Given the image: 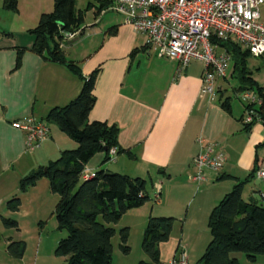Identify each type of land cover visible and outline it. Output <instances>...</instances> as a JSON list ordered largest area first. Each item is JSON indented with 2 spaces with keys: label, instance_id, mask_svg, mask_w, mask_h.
I'll use <instances>...</instances> for the list:
<instances>
[{
  "label": "crops",
  "instance_id": "1",
  "mask_svg": "<svg viewBox=\"0 0 264 264\" xmlns=\"http://www.w3.org/2000/svg\"><path fill=\"white\" fill-rule=\"evenodd\" d=\"M24 1L26 5L17 0L18 10L14 13L21 14L22 7L25 11L24 19L19 20L20 29L16 32L0 29V170L3 173L28 152L23 131L13 128L10 122L23 116L42 120L50 108L68 103L81 87L80 80L63 64L44 60L29 50L33 36L28 30L34 27L32 24H36L42 12L52 7L49 0ZM95 2L94 17L99 20L91 29H95L99 39L94 43L89 39L81 48L79 40L64 39L61 43L64 55L85 76L97 69L95 102L88 120L117 125V142L123 151L115 156L114 164L122 163L121 155L131 156L130 160L148 175L157 191L150 214L176 219L168 240L158 246L161 264H167L179 249L186 251L189 261L191 237L196 238L197 232L203 229L211 208L235 182L246 178L254 163L264 169V144L256 148L264 141V126L255 121L248 131L243 130L242 100V111L236 116L229 99L230 113H227L220 106L222 96L214 95L209 100L201 94V62L192 60L180 68L177 61L145 46L143 35L125 23L121 14L104 20L109 10L102 9L96 15L99 1ZM12 17L10 24L16 19ZM260 19L264 22V2ZM83 30L84 25L76 33ZM17 47L25 49L20 65L15 67ZM246 67L264 91V60L249 55ZM231 73L232 60L222 79L227 81L228 76H235ZM216 87L222 90L219 85ZM198 140L217 143L226 160L220 170L206 173L205 180L196 184L191 176L195 172L193 157L200 150ZM52 142L56 147L49 128L48 138L40 147H45L43 154L47 156L38 167L52 160L48 155ZM56 150L61 151L59 147ZM103 158V152L95 153L84 169L95 173L104 163ZM150 172L154 173L153 178ZM261 192H264V178H257L254 173L243 185L242 198L262 203ZM129 253L130 250L122 253L118 243L116 247L112 245L110 264H137L143 259L138 256L127 263Z\"/></svg>",
  "mask_w": 264,
  "mask_h": 264
},
{
  "label": "trees",
  "instance_id": "2",
  "mask_svg": "<svg viewBox=\"0 0 264 264\" xmlns=\"http://www.w3.org/2000/svg\"><path fill=\"white\" fill-rule=\"evenodd\" d=\"M98 1L96 15L112 0ZM0 4L6 11L15 13L18 10L17 0H0ZM93 6L94 3L89 1L83 9H76L75 0H52V9L42 12L36 25L28 30L33 36L30 51L44 60L63 64L81 82L74 98L63 106L50 108L42 119L55 124L76 143V147L62 150L56 159L31 170L21 181V189L25 190L26 186L33 185L44 176L50 190L59 196L55 205L57 227L67 232L54 250L56 256L65 258L60 264H110L115 229L106 224L116 223L123 213L142 206L148 199L145 180L140 177L100 170L92 177L81 178L85 164L95 153L103 152V162H106L110 159V148L115 147L116 153L123 151L117 142V125L88 120V113L95 102L93 89L97 69L83 75L75 62L66 59L61 45L66 35H74L81 30L85 11ZM210 41L230 54L231 74L238 82L235 91H253L261 99L258 106H252L254 118L251 123H243L241 116L242 129L248 131L256 118L264 126V91L246 67L249 51L233 40L211 37ZM24 49L16 48L15 67L20 65ZM220 106L230 113L228 98L221 100ZM244 108H248L245 103ZM263 144L264 141L256 148ZM255 164L246 178L235 182L209 211L207 227L211 238L195 264H237L236 257L232 256L235 252H242L248 261H255L264 254V202L245 201L241 195L243 185L257 170ZM12 200L15 205L8 201V207L17 209L19 200ZM3 222L16 226L12 220L3 219ZM173 223L174 218L170 216H148L140 244L148 260H139L137 264H161L158 246L168 240ZM118 234V248L127 254L130 250L128 228H121ZM7 249L13 257H21L24 243L12 241Z\"/></svg>",
  "mask_w": 264,
  "mask_h": 264
},
{
  "label": "built area",
  "instance_id": "3",
  "mask_svg": "<svg viewBox=\"0 0 264 264\" xmlns=\"http://www.w3.org/2000/svg\"><path fill=\"white\" fill-rule=\"evenodd\" d=\"M264 0H112L107 10L123 16L125 23L141 33L144 44L159 55L177 61L180 68L190 61L203 64L201 94L214 98L215 82L226 77L231 60L230 54L213 44L217 40H233L244 46L254 57L264 60V22L260 19V7ZM68 34L66 37H71ZM239 96L248 108H244L242 121L251 123L252 106L261 99L253 91ZM256 121H259L256 118ZM10 125L24 133L26 149H33L48 138L49 128L38 119L23 116L12 120ZM200 150L193 157L195 168L191 179L196 183L205 180L206 173L217 172L226 160L225 154L215 142L198 140ZM116 148L109 149L110 158ZM257 178H264V169L258 167ZM94 172L82 170L81 177L89 178ZM264 201V192L260 193ZM167 264H188L184 249H179Z\"/></svg>",
  "mask_w": 264,
  "mask_h": 264
},
{
  "label": "rangeland",
  "instance_id": "4",
  "mask_svg": "<svg viewBox=\"0 0 264 264\" xmlns=\"http://www.w3.org/2000/svg\"><path fill=\"white\" fill-rule=\"evenodd\" d=\"M89 1H93L96 4L95 0H75V8L83 9ZM20 3L21 5L27 4L24 0H20ZM49 4H51L52 7V0H49ZM21 12L22 13L19 15L7 12L2 9L0 4V29H12L14 32H16L18 28L20 29L19 20L24 19L25 16L23 7ZM117 15L118 14L114 11L109 10L104 20L107 16ZM11 16L16 19L10 24ZM98 20L99 19L95 20L94 8L88 9L84 14V30L82 33H76L64 39L66 41L79 40V48L84 46L89 39H92L94 43L95 40L99 38L95 36V29L91 28L95 27L96 21ZM32 25L35 26L36 24ZM15 35L18 36L17 34ZM237 83V78L235 76H228L227 81H224L222 78L217 79L214 91V95H217V97L222 96L223 99H229L233 114L236 116L242 111V102L239 92H236L233 88L237 86ZM216 85H219L222 90L218 91ZM221 92L223 93L221 94ZM43 122L50 128L52 136L57 142L56 147L53 142L51 143V148L48 152L49 159H56L62 150L76 147V143L60 131L55 124ZM43 142L44 140L38 146L29 149L9 171L3 173L0 170V264H60L64 262V257L56 256L54 253L58 241L67 234L66 230L58 229L57 227L55 205L58 201V194L50 190L48 179L44 176L40 177L33 185L26 186L25 190L21 189L22 179L29 175L28 173L31 170L36 169L38 165H40V161L44 159V156H47V153L46 155L45 153L43 154L45 147L40 148ZM57 147L61 150L60 152L56 150ZM258 153L260 155V151H258ZM117 155L118 153H115L113 157L102 164L103 168L100 166L96 171L107 170L111 173L124 174L131 177L139 176L145 180V193L148 199L142 206L123 213L116 223L106 224L115 229V234L111 242L112 245L116 247L119 242V230L123 227H127L129 231L127 244L130 248L129 257L126 259L127 263L130 260L132 262L136 257L138 259V256H143V260H148L140 244L148 216L160 217L150 214V207L154 204V192L156 190L152 187L148 175L140 171L141 169L136 165L135 161L130 160L131 156L127 157L126 155H121L123 160L122 163L119 165L114 164V159ZM263 155L262 157H264ZM153 174V172H150L151 178H153ZM193 190L194 188L192 191ZM14 198L19 200L17 209L9 208L7 205L8 201H10V204L15 205V201L12 200ZM3 219L15 221L16 226L6 225ZM98 220L101 221V218L98 217ZM202 228L200 232H197L196 238L193 235L191 237L193 243L190 253L188 254L189 264H195L197 262L211 238L207 227V220ZM192 233L195 235L196 232ZM12 241H21L24 243V251L21 257H13L9 254L7 247ZM232 256L236 257L237 264H264L263 254L259 255L255 261H248L242 252L232 253Z\"/></svg>",
  "mask_w": 264,
  "mask_h": 264
},
{
  "label": "water",
  "instance_id": "5",
  "mask_svg": "<svg viewBox=\"0 0 264 264\" xmlns=\"http://www.w3.org/2000/svg\"><path fill=\"white\" fill-rule=\"evenodd\" d=\"M255 184H257L258 183V180H255V182H254Z\"/></svg>",
  "mask_w": 264,
  "mask_h": 264
}]
</instances>
